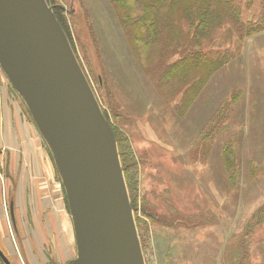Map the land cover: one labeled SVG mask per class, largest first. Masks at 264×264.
<instances>
[{
  "label": "rangeland",
  "instance_id": "obj_1",
  "mask_svg": "<svg viewBox=\"0 0 264 264\" xmlns=\"http://www.w3.org/2000/svg\"><path fill=\"white\" fill-rule=\"evenodd\" d=\"M59 1L70 11L72 38L83 67L86 56V69L99 80L102 75L113 86L120 110L130 119L124 131L140 160L139 197L150 211L165 216L171 213L173 225L150 224L144 249L148 264H225L224 253L237 248L246 225L264 205V31L242 38L239 44L233 31L230 41L219 38L208 45L212 49L230 47L233 53L180 112L179 95L165 101L153 79L141 71L137 58L142 57L135 56L116 7L109 0ZM237 1L244 21L258 17L260 0ZM123 7L130 6L125 2ZM90 72H86L90 86L97 89ZM20 101L34 123L31 104L28 107L26 100ZM221 111L224 129L215 134L209 147L202 134ZM227 142L235 150L230 157L234 179L223 155ZM49 155L54 163L51 152ZM2 157L0 237L12 264H49V260L64 264L75 260L77 252L73 255L72 244L57 227L60 209L71 216L65 209L55 164L56 172L51 161H45L39 170L28 161L21 170L10 172L5 168V154ZM10 196L15 199L13 216L20 240L7 213ZM168 204L173 207L169 209ZM173 209L177 213L172 214ZM243 249V264H264V223L244 238Z\"/></svg>",
  "mask_w": 264,
  "mask_h": 264
},
{
  "label": "water",
  "instance_id": "obj_2",
  "mask_svg": "<svg viewBox=\"0 0 264 264\" xmlns=\"http://www.w3.org/2000/svg\"><path fill=\"white\" fill-rule=\"evenodd\" d=\"M0 64L64 188L77 252L66 264H145L112 130L45 0H0Z\"/></svg>",
  "mask_w": 264,
  "mask_h": 264
},
{
  "label": "trees",
  "instance_id": "obj_3",
  "mask_svg": "<svg viewBox=\"0 0 264 264\" xmlns=\"http://www.w3.org/2000/svg\"><path fill=\"white\" fill-rule=\"evenodd\" d=\"M109 1L116 7L115 11L119 23L128 37V43L135 56L142 57V59L137 58L141 63V71H144L147 76L153 79L155 86L165 95V101H170V97L179 95L180 112L188 108L205 86L211 74L227 64L231 58V53H233L230 51V47L212 49L208 48L210 47L208 45L213 44V41L219 38H222V42L230 41L233 38V31L236 34L235 42L237 44L244 37L264 31V0L259 1V15L253 21H244L242 19V9L237 0ZM45 2L51 8L90 85L86 72L88 73L92 70L86 69V66L89 67V60L86 56L83 57L85 68L83 67L75 50L68 19L70 11L65 10L59 0H45ZM125 2L130 6L129 8L123 7ZM148 50L150 51L149 53L146 52ZM137 51L140 53L137 54ZM90 74L94 77L91 72ZM94 80L96 81L97 89L93 88L92 91L100 105L103 116L112 130L117 145L130 206L135 214L134 220L141 249L145 264H148L144 249L150 238V224L160 223L164 226H171L173 225V219H171V213L169 216H165L162 213L150 211L146 206L145 200L139 197L140 160L135 155L130 139L124 131V127L130 119L120 110L121 103L113 86L109 85L102 75L100 80L97 76L94 77ZM168 92L169 95L167 96ZM222 113L223 111L214 118L209 128L202 134L204 144L209 147L212 145L215 134L217 135L224 129ZM47 150H49L48 147ZM234 153L235 150L231 142L224 144L223 155L227 164L226 169L230 178L233 179L236 177L233 170L234 165L231 161V156ZM9 199L14 207L13 197L10 196ZM64 200L68 209L65 192ZM168 205L169 209L173 207L171 204ZM7 207L9 210V205ZM137 210H139V214ZM175 213H177V210L173 209L172 214ZM11 222L19 239L16 221L11 220ZM263 223L264 205L255 211L251 222L246 225L244 237L239 240L237 248L235 247L233 250L224 253L223 261L225 264L244 263L246 254L243 249V240L251 233L254 227ZM0 251L10 261V252L1 237ZM0 264H4L1 258ZM49 264L53 263L49 260Z\"/></svg>",
  "mask_w": 264,
  "mask_h": 264
},
{
  "label": "crops",
  "instance_id": "obj_4",
  "mask_svg": "<svg viewBox=\"0 0 264 264\" xmlns=\"http://www.w3.org/2000/svg\"><path fill=\"white\" fill-rule=\"evenodd\" d=\"M20 99L22 100L0 65V154L1 157L5 154V168L10 172L18 168L21 170V167H24L28 161L31 162V165L36 166L35 169L39 170L45 161L50 162L52 160L41 133L36 124L28 119ZM1 157L0 167H2L4 160ZM52 162L50 165L55 171ZM65 209L68 210L66 206ZM67 212L69 213V211ZM68 218L71 233L68 238H66L65 233L63 236L69 245L72 244L71 249L74 255L76 254L74 232L71 218Z\"/></svg>",
  "mask_w": 264,
  "mask_h": 264
},
{
  "label": "bare ground",
  "instance_id": "obj_5",
  "mask_svg": "<svg viewBox=\"0 0 264 264\" xmlns=\"http://www.w3.org/2000/svg\"><path fill=\"white\" fill-rule=\"evenodd\" d=\"M58 199V197H57ZM58 204H60L58 202ZM60 209V208H57ZM57 224H58V228H60L62 234L65 233L66 238L69 237V234L71 233V229H70V225H69V218L66 214V211L64 209H60L59 212H57Z\"/></svg>",
  "mask_w": 264,
  "mask_h": 264
}]
</instances>
